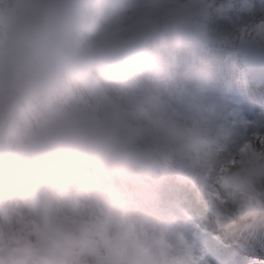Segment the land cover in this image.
Returning a JSON list of instances; mask_svg holds the SVG:
<instances>
[{
	"label": "clouds",
	"instance_id": "9594fccd",
	"mask_svg": "<svg viewBox=\"0 0 264 264\" xmlns=\"http://www.w3.org/2000/svg\"><path fill=\"white\" fill-rule=\"evenodd\" d=\"M0 264H264V0H0Z\"/></svg>",
	"mask_w": 264,
	"mask_h": 264
}]
</instances>
